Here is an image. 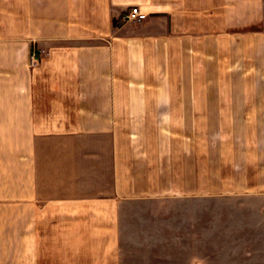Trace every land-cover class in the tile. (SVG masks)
<instances>
[{
	"label": "crops",
	"instance_id": "0c3cea01",
	"mask_svg": "<svg viewBox=\"0 0 264 264\" xmlns=\"http://www.w3.org/2000/svg\"><path fill=\"white\" fill-rule=\"evenodd\" d=\"M180 198L264 264V0H0V264H121L131 205Z\"/></svg>",
	"mask_w": 264,
	"mask_h": 264
},
{
	"label": "rangeland",
	"instance_id": "374dc122",
	"mask_svg": "<svg viewBox=\"0 0 264 264\" xmlns=\"http://www.w3.org/2000/svg\"><path fill=\"white\" fill-rule=\"evenodd\" d=\"M229 204L218 198H180L132 204L133 214L125 215L122 220L121 264H247L235 251L236 246L240 250L244 243L236 245L226 235L219 237L218 227L229 220ZM203 219L211 221V247L209 253L205 251L210 257L192 259L191 255H202L197 243H189V240L193 233L201 232ZM246 238L244 235L243 239ZM251 245L256 247L258 243Z\"/></svg>",
	"mask_w": 264,
	"mask_h": 264
},
{
	"label": "built area",
	"instance_id": "2783aa9c",
	"mask_svg": "<svg viewBox=\"0 0 264 264\" xmlns=\"http://www.w3.org/2000/svg\"><path fill=\"white\" fill-rule=\"evenodd\" d=\"M139 18V14H138V9L135 7V8H132L124 17L123 19L125 21H132V20H138ZM33 58V56H32Z\"/></svg>",
	"mask_w": 264,
	"mask_h": 264
}]
</instances>
